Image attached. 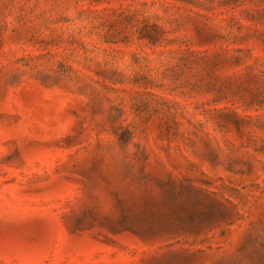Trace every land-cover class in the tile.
<instances>
[{
  "label": "rangeland",
  "instance_id": "obj_1",
  "mask_svg": "<svg viewBox=\"0 0 264 264\" xmlns=\"http://www.w3.org/2000/svg\"><path fill=\"white\" fill-rule=\"evenodd\" d=\"M0 264H264V0H0Z\"/></svg>",
  "mask_w": 264,
  "mask_h": 264
}]
</instances>
